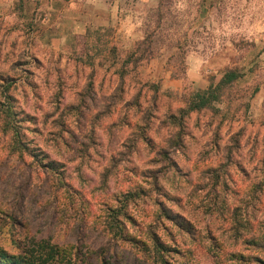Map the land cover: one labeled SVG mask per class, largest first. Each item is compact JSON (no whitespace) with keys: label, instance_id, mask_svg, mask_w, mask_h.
I'll list each match as a JSON object with an SVG mask.
<instances>
[{"label":"rangeland","instance_id":"rangeland-1","mask_svg":"<svg viewBox=\"0 0 264 264\" xmlns=\"http://www.w3.org/2000/svg\"><path fill=\"white\" fill-rule=\"evenodd\" d=\"M139 45L148 59L127 67L130 75L121 80L122 69L112 64L123 65ZM233 69L243 77L225 92L217 105L221 112L180 120L176 129L187 134L183 146L169 148L170 162L153 156L159 139L156 126L148 128L152 117L157 124L178 113L191 92L217 85ZM140 82L159 84V98L150 92L142 98ZM0 100L13 105L27 145L21 153L11 150L0 115V248L6 253L0 264H13L25 245L28 251L40 243L72 246L69 264L104 258L110 264H151L148 255L131 254L132 242L112 238L106 206L95 201L112 194L110 204L119 206L128 191L137 194L127 208L136 223L125 219L130 234L147 240L149 229L159 233L181 248L183 256L172 252L171 260L214 264L211 255L219 252L226 254L225 264L262 263L232 260L230 252L248 251L227 243L229 234L213 231L222 245L214 249L206 226L215 229L219 221L201 215L200 197L188 193L196 185L205 188L201 169L208 162L224 165L219 174L226 171L229 154V187L238 197L226 196L240 200L242 208L250 196L260 198L251 213L264 226V0H0ZM216 118H224L221 129ZM144 136L154 147L138 144ZM149 172H161L158 191ZM149 193L171 217H161L157 228L151 222L161 211L146 198ZM81 244L83 261L74 250ZM110 246H120L119 253L101 252Z\"/></svg>","mask_w":264,"mask_h":264},{"label":"trees","instance_id":"trees-1","mask_svg":"<svg viewBox=\"0 0 264 264\" xmlns=\"http://www.w3.org/2000/svg\"><path fill=\"white\" fill-rule=\"evenodd\" d=\"M148 57L149 56L146 54V51L142 50L139 45L133 52H131L126 57V59L123 61V65H120L118 63H114L112 65L119 66L122 69V71L119 72V77L121 80H123L125 75H130L129 69L127 67L132 66L135 68L141 61L147 60ZM242 77L243 75L240 74L239 71H237L236 69L228 70L227 72H225V74L217 85H211L206 90H198L191 92L188 96L186 108L180 109L178 113H170L168 116H165L162 122L158 121L157 124H154L152 122L154 121V119H156L155 117H152L151 124L150 122H148V125H150L148 126V128L151 129V126L155 125V137L159 139V143L157 146L158 148L155 149L156 152H153V156H160L170 162L171 159L169 158V148L175 149L180 146L182 147L187 138L185 129H176V127L179 126L180 120L185 119L187 121L188 119H191L194 114H199V116H202L207 110H212L214 113H220L221 109L217 108V105L223 103L225 92L227 93L228 89L231 88L235 83H237ZM139 86L140 87L138 91H140V94H142L141 97L145 96L148 92H150L153 94L156 100L159 98V84L140 82ZM118 92L119 90H117V94ZM138 108H141V102H138ZM0 115L2 116L3 121V132L11 134V150L17 153L26 151L27 145L24 139L25 129L22 127L21 122L16 117L13 105L10 103H6V101L3 102L2 100H0ZM218 123L219 126H216V129H218L219 127L221 129V126H223L225 123L224 118H222L221 120L220 118H216L214 120V125H217ZM160 125L163 126V129L165 131L164 134H166V137H164V134L160 131L162 129L157 130ZM212 129H214V126L212 127ZM204 130L205 127L202 121L199 131L202 134ZM217 136L219 137V135ZM192 137L193 136H191V138ZM60 141L63 142L64 139L60 137ZM143 141L150 148L154 147L152 138L144 136L143 140L138 139V144L142 143ZM214 143L216 149L221 150L220 144L219 142H216V139L214 140ZM240 147L241 142L238 148ZM135 151L136 150H132V153H134ZM87 158L91 159L92 157L87 155ZM224 159L229 161L231 164L233 163V158L229 154ZM112 161L114 160L111 159L110 162ZM170 165L176 170V172H181L180 167L177 163H170ZM230 166L226 168V171H222V174H219L221 168H223L224 165L222 163H219L217 166L214 167L212 162H208L206 166H204L206 168L201 169L205 170L204 174L205 179L207 180L205 188H199L196 185L194 186L195 189H193L192 192L188 193V196L200 197L201 215L205 214V216H208L213 222H215L214 219L219 221V224L218 226H216L215 229L214 227H212V225L206 226L209 241L212 242L214 249L220 250L222 249V245L218 241V238L215 236V234H213V231H217L218 233L223 234H229V238H226L227 243H232L233 245H237V247H239V245H246L248 251L240 255L237 254V252H230L229 257L232 260L239 256L241 258H255L257 262L261 261L264 264V226L263 223L259 221V218H256V216L251 213V211H255V209L257 208L256 203L253 201L261 203V199L257 196L252 195L250 196L249 202H241L243 204L242 208V206L238 204L240 200H237L235 203H233L232 200L228 196H226L228 194H232L235 197H238L237 192H233L231 187H229V183H231V181L233 180ZM160 173L161 172H149V175L147 176L151 179L150 183H152V185L154 186L153 188L156 191H158L159 188H162L160 182L161 176H159ZM200 173L202 174V171ZM109 176L110 175L105 176V182ZM260 185L261 184H254L253 187L258 190L263 189V187L261 188ZM201 191H204L205 194L199 196V193ZM252 192L255 193V190H253ZM261 193L263 192L260 191V194ZM158 195L161 197H166L162 193H159ZM111 196L112 194H104V198L100 196L101 198H96L95 201L106 206V229L113 239L125 242H132L135 246V249L132 248L134 250L131 251V254L134 255L136 258H138L139 253H142L143 255H148V257H146H150L148 261H150L151 264H180L174 260H171L169 253L174 252L180 256H183L181 255V248L174 249V246H169L160 236L159 233L149 229V239L147 240H140L130 234L127 225L125 224V219L136 223V221H134L132 218L133 216H129L127 208L129 206V203L136 199L137 194H134L129 191L123 193L121 200H117V202L120 204L119 206H113L110 204V200L112 199ZM145 196L146 198L150 196L151 200L154 199L153 195H150V193L145 194ZM155 202L159 205L161 214H157V218H153L151 225L157 228L162 225L161 217L166 219H170L171 217L167 212V208L163 204H160L157 199L155 200ZM182 205L183 204L180 203L177 206L182 208ZM85 213L86 212H84V214ZM198 244V241H195L193 243V245ZM173 245L176 246V244ZM254 248L260 251L257 252L258 254L256 255H252V253L250 252V250ZM71 249H73L72 246L70 248L63 247L59 249L49 244L40 243L37 249L26 251L25 245L23 248L25 252H23V254H21L19 257L11 258V261H13V264H62L63 262H66L65 264H69V260L67 259L69 252L73 253ZM83 249V244L74 247V250H76L75 257L82 256ZM100 250L101 252L105 253V255L114 256L119 253L120 246L102 247ZM185 250L186 248L183 249V251ZM2 251L4 250L0 248L1 259L6 256V253ZM96 253L97 258H100L98 257L99 252ZM211 256L213 258L214 264H225L223 260L225 258L223 257H226V254L214 252V254ZM80 261H83V256ZM99 262L97 264H110L109 260L106 258L99 260ZM87 264L93 263L88 262Z\"/></svg>","mask_w":264,"mask_h":264}]
</instances>
